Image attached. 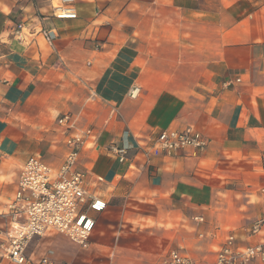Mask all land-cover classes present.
<instances>
[{"label":"crops","instance_id":"crops-1","mask_svg":"<svg viewBox=\"0 0 264 264\" xmlns=\"http://www.w3.org/2000/svg\"><path fill=\"white\" fill-rule=\"evenodd\" d=\"M58 4L0 0V242L24 165L64 163V115L93 131L78 170L107 209L88 248L48 229L33 263L166 264L179 250L213 264L230 236L263 242L249 228L264 217V0H75L76 19ZM163 131L207 148L154 155ZM123 143L126 164L109 152Z\"/></svg>","mask_w":264,"mask_h":264},{"label":"built area","instance_id":"built-area-1","mask_svg":"<svg viewBox=\"0 0 264 264\" xmlns=\"http://www.w3.org/2000/svg\"><path fill=\"white\" fill-rule=\"evenodd\" d=\"M75 0H59L54 7V16L58 19H76ZM20 30L22 26L19 27ZM53 40L54 36L48 34ZM235 82H241L237 79ZM232 82L227 83L230 86ZM141 88L133 87L129 92L131 99H137ZM59 125L68 133L66 145L69 153L58 170H53L39 159H30L23 167L14 202L9 205L13 220L10 230L0 242V261L12 264H35L26 257L30 242L45 235L48 229H54L67 237L77 246L86 249L96 228L94 215H100L107 209L102 198L90 194L85 189L86 173L78 170L82 152L93 138L91 129L80 130L75 119L64 115ZM206 139L199 133L187 131H163L152 151L154 155L173 154L193 149L202 152L207 148ZM134 147L123 143L121 147L112 145L109 152L115 155L121 164L129 162V154ZM264 197V187L260 190ZM21 219V220H20ZM203 222V218H196ZM264 226V217L249 228V234L256 236ZM2 232H0V237ZM264 263V241L253 246L238 247L234 236L228 237L217 253L213 264H251ZM39 264H54L45 258ZM166 264H197L179 250L169 254Z\"/></svg>","mask_w":264,"mask_h":264}]
</instances>
